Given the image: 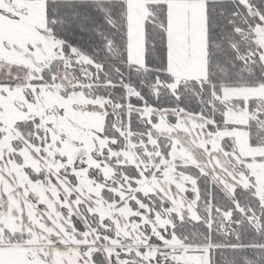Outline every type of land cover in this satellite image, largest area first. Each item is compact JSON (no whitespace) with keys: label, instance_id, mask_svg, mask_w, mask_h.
Returning <instances> with one entry per match:
<instances>
[{"label":"snow or ice","instance_id":"obj_1","mask_svg":"<svg viewBox=\"0 0 264 264\" xmlns=\"http://www.w3.org/2000/svg\"><path fill=\"white\" fill-rule=\"evenodd\" d=\"M0 264H264V0H0Z\"/></svg>","mask_w":264,"mask_h":264}]
</instances>
